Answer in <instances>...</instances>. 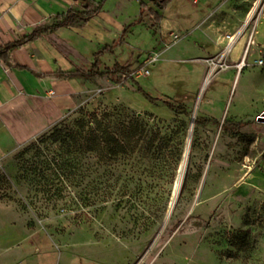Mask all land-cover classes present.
Wrapping results in <instances>:
<instances>
[{"label":"rangeland","instance_id":"1","mask_svg":"<svg viewBox=\"0 0 264 264\" xmlns=\"http://www.w3.org/2000/svg\"><path fill=\"white\" fill-rule=\"evenodd\" d=\"M183 4L174 1L162 25L141 26L134 42L104 60L143 61L160 33L167 38L174 22L188 21L177 16ZM251 6L242 31L251 51L235 65L245 68L235 80L228 68L210 77L205 60L138 64L129 76L95 81L44 133L3 145L0 264H264V110L252 114L264 108V64L256 62L264 60V0ZM207 104L224 108L212 115L224 126L196 123ZM239 120L248 123L232 125Z\"/></svg>","mask_w":264,"mask_h":264},{"label":"crops","instance_id":"2","mask_svg":"<svg viewBox=\"0 0 264 264\" xmlns=\"http://www.w3.org/2000/svg\"><path fill=\"white\" fill-rule=\"evenodd\" d=\"M174 1L162 8V18ZM251 1L184 0L177 16L186 17L187 22H174L167 38L160 33L157 46L147 51L143 61L140 58L134 63L133 57L127 60L116 58V61L129 62L132 66H148L160 60L202 62L206 57L222 52L231 43L229 36L244 28L252 8ZM140 4L141 0H106L100 13L83 27L61 26L54 32L13 48L9 64L0 61V152L6 142L21 145L44 133L81 105L91 84L111 78L109 74L87 79L53 75L78 68L87 70L97 59L101 61V69L111 67L105 57L116 56L120 50L123 51L125 43L130 45L134 42L131 37L141 26L157 29V25H162L161 20L156 23L150 13V7L159 11L152 2L144 10ZM82 8L80 0H0V50L31 33L38 25L56 24L61 16L68 15V11ZM126 28L128 30L123 34ZM241 36L239 40L243 42L234 61L229 55L227 57L233 65L224 70L228 80H235L237 74L245 69L235 65L243 59L245 61L251 51V43ZM111 45H114L112 51H103ZM148 74H151L150 70ZM262 107L263 104L252 114L264 110ZM204 108L205 115L215 119L212 115L219 116L224 112V108L216 109L210 104ZM30 235L32 237L33 233Z\"/></svg>","mask_w":264,"mask_h":264},{"label":"trees","instance_id":"3","mask_svg":"<svg viewBox=\"0 0 264 264\" xmlns=\"http://www.w3.org/2000/svg\"><path fill=\"white\" fill-rule=\"evenodd\" d=\"M83 3V8L81 10H70L68 11V15L66 16H61L60 19L56 22V24H46L43 23L41 25H38L35 27V29L29 33L26 34L23 38H21L18 41L12 42L8 45H6L3 49L0 50V61L3 62L4 64H9L10 63V52L13 48L23 45L27 43L28 41L35 40L37 38H40L43 34L45 33H50L56 31L58 28L61 26H70V25H75V26H84L89 19L92 17L98 15L100 13V10L105 3L106 0H99V2L95 0H80ZM172 0H141V9L144 10V8L148 7L149 2H152L159 11L154 9L153 7H150V13L154 18V21L158 23L162 17H163V12L162 8H164L166 5H168ZM128 28L124 30L125 34L127 32ZM114 48V45L111 46H106L104 50H110ZM132 64L129 62H118L116 61L111 67L101 69V61L97 59L93 65L87 69H75L72 70V72H57V74L53 75L54 77L57 76H68V77H83V78H93V77H102V75L109 74L112 78L116 77L118 73H122L124 76H129L132 72L131 69ZM179 102L180 99H176L175 102ZM183 101V100H182ZM165 104L172 110L179 111V112H184L186 113V107L185 105H182L180 103L176 104L175 102H172L170 100H164ZM196 123L198 124H207V123H213L217 125L224 126L225 122L220 123L217 119L210 117L209 115H202L199 116L197 114L196 116ZM248 122L239 120L236 121V123H233L232 125L234 126H242L247 124ZM96 132H101L102 131V123H96L94 125V130ZM98 140L101 142H106L107 139L104 136V133H101V135H97ZM116 139V138H114ZM118 140V139H116Z\"/></svg>","mask_w":264,"mask_h":264},{"label":"built area","instance_id":"4","mask_svg":"<svg viewBox=\"0 0 264 264\" xmlns=\"http://www.w3.org/2000/svg\"><path fill=\"white\" fill-rule=\"evenodd\" d=\"M231 43L222 50V52H220L217 56L214 57H206L204 60L208 62L209 65V70H208V74L210 75V77H212L213 75H215L218 71L223 70V69H227L230 68V64L227 63L228 60V55L231 52L230 49L233 46L234 42H235V35L233 36H229ZM259 65H263L264 64V60L263 59H258L256 61ZM244 64V59L242 60V62L239 63V66L243 67L242 65ZM149 73V70L146 69L145 73Z\"/></svg>","mask_w":264,"mask_h":264},{"label":"bare ground","instance_id":"5","mask_svg":"<svg viewBox=\"0 0 264 264\" xmlns=\"http://www.w3.org/2000/svg\"><path fill=\"white\" fill-rule=\"evenodd\" d=\"M242 31H244V28L241 29V31L239 33H237L235 35V42H237L239 39L242 38ZM208 80V78L206 79V81ZM205 81V82H206ZM192 126V130H193V125ZM191 147H192V133L189 135L188 139H187V145H186V149H185V153H184V159L183 161L181 162L180 166H179V174L177 176V179L175 181V188H174V194H173V198H172V202H171V205H170V208L173 206V204L176 202L177 198H178V194H179V190L181 188V184L183 183V180L185 178V175H186V168H187V165H188V161H189V153L191 151Z\"/></svg>","mask_w":264,"mask_h":264},{"label":"water","instance_id":"6","mask_svg":"<svg viewBox=\"0 0 264 264\" xmlns=\"http://www.w3.org/2000/svg\"><path fill=\"white\" fill-rule=\"evenodd\" d=\"M259 119H260V120L264 119V112H263V115L259 117ZM181 185H182V184H181ZM181 188H182V186H181ZM181 188H180V190H181ZM180 190H179V193H180ZM178 195H179V194H178ZM176 202H177V201H176ZM176 202H175V203L173 204V206L170 208V210H169V212H168V214H167V219L170 217V214H171V212H172V210H173V208H174Z\"/></svg>","mask_w":264,"mask_h":264}]
</instances>
